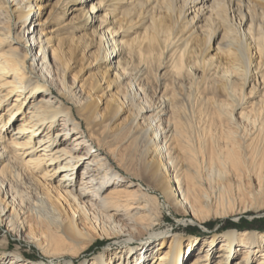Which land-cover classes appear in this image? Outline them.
Listing matches in <instances>:
<instances>
[{
    "label": "bare ground",
    "instance_id": "bare-ground-1",
    "mask_svg": "<svg viewBox=\"0 0 264 264\" xmlns=\"http://www.w3.org/2000/svg\"><path fill=\"white\" fill-rule=\"evenodd\" d=\"M171 1L120 0L100 15L105 0L77 5L99 22L86 40L47 36L53 4L1 0L0 229L50 257L74 258L99 237L121 244L53 264H264V230L217 228L185 242L156 231L160 204L199 230L264 216V0H184L188 32ZM81 46L106 65L87 83L66 78L67 54ZM153 74L175 92L162 83L152 95ZM199 88L211 96L196 97ZM20 258L0 250V264H41Z\"/></svg>",
    "mask_w": 264,
    "mask_h": 264
},
{
    "label": "rangeland",
    "instance_id": "rangeland-1",
    "mask_svg": "<svg viewBox=\"0 0 264 264\" xmlns=\"http://www.w3.org/2000/svg\"><path fill=\"white\" fill-rule=\"evenodd\" d=\"M35 4L39 3H45L48 2L50 4H53L56 8V16L52 18H48L45 21V24L42 26V29H44V32H46L47 36L51 35L54 38L55 37H63L66 35H75L78 36L79 34H87L88 36L86 37V40L93 38V30L94 28L96 29L99 25L98 21L95 20H90L89 18V13H86L84 15L79 14L78 11L75 10L77 5H84L88 6V1H80V0H34ZM87 1V2H86ZM120 0H105L104 4V9L102 11L98 12V15L106 13L109 11L108 8H112L113 5ZM178 1V2H177ZM184 0H173L171 1L172 4L171 9L173 18L176 20V25L177 27L184 26L185 22L184 19L182 18L181 15V6L183 4ZM85 2V3H83ZM80 3V4H79ZM82 3V4H81ZM1 0H0V7H1ZM165 5V0H161L160 7H164ZM108 9V10H106ZM45 11L44 13H38ZM48 13V8L38 10L37 14L39 15L40 18L45 19ZM156 12L154 11H149L147 13V16H151L150 14H155ZM6 14V13H2ZM161 14L164 16H167L169 12L165 11V9H161ZM191 15V14H190ZM146 16V18H147ZM184 22V23H183ZM136 21L133 22L131 26L128 28H125V30L122 31H127L128 33H131V30L134 29L133 27L135 26ZM6 25H10L9 22L6 23ZM15 28V27H14ZM102 28V27H101ZM106 27H103L105 29ZM185 28L187 30H185ZM49 30V32L47 31ZM139 30V29H137ZM190 29L189 27L184 26V32H188ZM10 32L13 31L12 28L9 30ZM18 28L14 29V32H17ZM196 34V33H194ZM204 39V38H203ZM219 39V35L215 37V35L212 37L210 40V43L207 44V49L206 54H212L214 50H212V46H215L216 42ZM84 53V54H83ZM99 55L97 54V51L94 49L87 51L86 48L81 46L79 50H76L74 52H69L67 54L69 61V72H68V79L71 78V75L76 80H81L84 81L85 83L93 81L105 68V64H101L98 62V57ZM100 71V72H99ZM154 73V72H153ZM157 73V72H156ZM155 74V73H154ZM154 74L152 75L151 78H148L147 83H148V90L152 95H160L163 92V84H167V88L164 90L165 94H171L175 92L174 88L172 85H169L170 83L168 82L167 79H160L157 80L154 78ZM59 76H62L61 73H58ZM165 80V81H164ZM160 83L162 86L160 87ZM160 87V89H158ZM150 88V89H149ZM157 91H156V90ZM152 90V91H151ZM160 90V91H159ZM249 90V86L244 87L243 92L246 93ZM256 90V91H255ZM251 95H246L245 96V101H252L254 100L257 94H259L258 89H255ZM159 91V92H158ZM197 92H194L196 97L199 95L203 96H211V93L209 91L204 90L203 88H199ZM257 92V93H256ZM149 93V94H150ZM155 93V94H154ZM254 94V95H253ZM249 96V97H248ZM251 96V97H250ZM259 96V95H258ZM221 98V97H219ZM11 100V99H10ZM197 108H202L205 110L204 107H201L200 104L192 103V107H190V110L194 111ZM5 106L3 104L0 105V112L4 111ZM188 113V106L186 109ZM186 113V114H187ZM10 132L6 135H9ZM9 141L7 137L2 138V140ZM121 143V148L120 152L121 154L125 155L127 152H129V149L126 148L127 146H131L130 142L123 139L121 137L120 140ZM152 195L150 192H147V196ZM160 208V209H159ZM156 215L159 218V227L157 228L156 231H161L162 230H168V231H173L177 234H180L183 238V241L185 242L187 237L191 234L198 235L199 238H204V236L210 235L214 229L218 228V233L221 231H224L226 229H238V230H243V229H249L253 228L258 231L264 230V216H257V215H247L244 216L242 219H217V220H211L208 222V226L206 229H201L199 230V226L196 224L192 223L189 220H186L184 222H178L177 219V214L173 212V210L169 209L167 210L166 207H161L158 206V209L156 210ZM180 218V217H179ZM225 227V229H224ZM133 245L137 244V242L132 243ZM121 244H114V240L112 239H101L100 237L95 239V241L89 246L88 250L81 252L78 254L76 257L73 258L74 255L71 254H60L55 257H50V255L46 254L42 249H40L36 244L34 243H29L21 239H17L15 236L11 234L5 233L2 229H0V250L6 251V253H19L20 254V259L23 260L25 263L27 262H33V263H41V264H53L55 262H60L64 259H70L71 257L74 259V262H77L80 259H91L92 255L98 253L100 250H113L115 248L120 247ZM139 245V244H137ZM132 246V245H131ZM116 250V249H115ZM115 261V260H114ZM112 260V264H116Z\"/></svg>",
    "mask_w": 264,
    "mask_h": 264
}]
</instances>
